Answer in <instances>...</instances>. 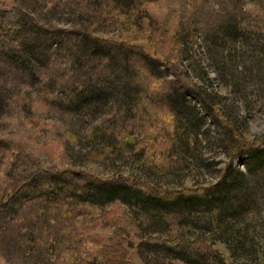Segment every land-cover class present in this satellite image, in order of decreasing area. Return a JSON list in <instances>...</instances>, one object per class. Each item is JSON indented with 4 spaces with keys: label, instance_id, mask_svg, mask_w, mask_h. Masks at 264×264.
Returning <instances> with one entry per match:
<instances>
[{
    "label": "rangeland",
    "instance_id": "obj_1",
    "mask_svg": "<svg viewBox=\"0 0 264 264\" xmlns=\"http://www.w3.org/2000/svg\"><path fill=\"white\" fill-rule=\"evenodd\" d=\"M115 4L0 0V264H101L92 258L103 248L124 264H186L153 250L155 241L173 235L150 226L144 211L122 202L83 207L62 195L81 194L86 179L161 193L206 189L229 167L246 171L254 151L264 154V9L249 21L257 24L251 39L259 55L251 42L219 27L236 9L254 10L256 0H144L147 33ZM199 27L216 28V38L194 36ZM88 36L100 52L111 39L135 47L151 69L148 88L143 83L127 94L122 88L141 58L109 64L99 52L82 50ZM176 80L186 90L171 106L146 96ZM86 86L92 91L83 98ZM79 101L82 108L70 106ZM188 112L200 129L197 159L185 161L172 149L185 130L180 114ZM44 194L61 199L52 203ZM67 205L77 212L56 216ZM260 217L257 255L236 264H264ZM206 241L233 262L225 244Z\"/></svg>",
    "mask_w": 264,
    "mask_h": 264
},
{
    "label": "trees",
    "instance_id": "obj_2",
    "mask_svg": "<svg viewBox=\"0 0 264 264\" xmlns=\"http://www.w3.org/2000/svg\"><path fill=\"white\" fill-rule=\"evenodd\" d=\"M143 2L144 0H114L119 11L128 16L127 21H129L130 25L135 23L138 28L147 33L150 25L147 23L148 16L141 12L146 11L141 7ZM255 6L256 8L248 12V14H239L238 9L234 10L235 15L232 14L230 17V13L228 17L224 18L219 27H221L222 32L235 31V34L241 40L251 42V49L259 55L262 48L254 49L257 45L253 44L251 39L257 24L251 25L249 21L251 18L256 19L259 11L263 12L261 10L264 9V0H256ZM199 28L201 31L195 29L194 36L201 34L206 41L216 38V35H213L216 28L212 32ZM89 36L84 40L86 43L82 50L90 48L99 52L101 57L105 58V62L109 64H112L113 61L116 64L124 63V58L128 57V60L131 61L130 64L136 65V61H139L135 60L138 59L137 56L141 58L138 65L139 68L136 67L133 71L129 68L128 72L130 73L131 70L130 74L132 75H129L127 80L131 84L127 83L122 88L127 90V94L135 92V88L139 89V86L143 85V83H145V88H148L149 82L146 77L151 74V69L146 63L148 61L138 51L136 52L135 47H129L131 46L130 44L125 45V41L111 39L103 42L104 48L100 52L99 48H97V40ZM131 52L134 53L131 54ZM26 53L29 54V50H26ZM228 54L231 53L229 52ZM69 55V62L74 63L72 54L69 53ZM216 67L220 72V66L216 64ZM237 71L238 68H236L235 72ZM184 90H186L185 85L180 80L168 81V83L160 82L155 90L148 92L146 96H150L153 99L157 98L158 100L160 98L161 101L171 106V100L178 97ZM84 91L88 94H82L83 98L89 97V92L92 89H90V86H86ZM188 91L190 92L191 90ZM77 94L78 92L73 97L76 98ZM108 95H112V93ZM94 100V97H92L90 103L94 102ZM70 106L73 109L82 108L80 107V101L79 104ZM180 116L181 118H186L184 121L185 130L183 128V133L179 135L178 140L176 139L172 150H174V153H178V159H184L185 161L190 159V157L197 159L192 149L194 150L195 147L193 148V146L198 140L200 124L196 115L194 116L192 112L180 114ZM87 180L89 179L85 180L82 187L79 186L78 190L81 194L76 195L71 190L62 196H66L67 198L65 199H75L77 204L83 207L87 205L100 208L116 202H122L144 211V214L148 216L147 220L150 226L156 230H170L173 235V239L168 242L155 241L153 250L157 254L186 264H236L235 262L238 258L248 259L249 257L252 258L254 254L257 255L254 229L258 226L260 216L264 213V154L260 151H254L251 154V161L246 171L229 167L223 172V177L219 183L206 189H183L171 193H161L151 191L144 186L136 187L97 179L95 181ZM43 181L45 182L46 179H43ZM46 186L48 187V185ZM6 192L7 190L5 189L3 194ZM29 194L26 193V196H30ZM37 194V196L41 197L43 193L38 192ZM44 196L50 197L52 203L59 202L61 199L53 195L44 194ZM66 207L68 208L60 209L59 215L56 216L71 218L77 212L73 206L67 205ZM193 234L197 235V239L191 238ZM80 237L81 234L79 239ZM68 238L73 239V236L68 235ZM208 238L225 244L233 262L227 263L225 258L214 249L213 243L206 241ZM109 251L111 250L103 248V251L98 252L99 254L96 256L92 255V257L94 256L92 260L100 261L101 264H124L122 260H118L115 251L108 255ZM123 259L126 260V258Z\"/></svg>",
    "mask_w": 264,
    "mask_h": 264
}]
</instances>
